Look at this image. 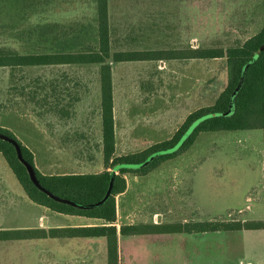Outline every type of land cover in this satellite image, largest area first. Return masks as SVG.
<instances>
[{
	"label": "rangeland",
	"instance_id": "374dc122",
	"mask_svg": "<svg viewBox=\"0 0 264 264\" xmlns=\"http://www.w3.org/2000/svg\"><path fill=\"white\" fill-rule=\"evenodd\" d=\"M111 11V53H153L151 59L145 60L117 62L113 56L108 59L112 66L120 156L172 139L190 114L214 105L227 88L226 56L208 59L183 56L197 48L226 50L243 43L264 26V0H111ZM96 20V0H0V48L22 54L97 48ZM58 25L68 27L67 38H39V29ZM57 30L52 32L56 35ZM21 69L0 67V105L8 90L11 97L8 103L14 106L19 87V108L32 117V82L66 72L71 74L70 78L56 79L71 81L73 86L85 81L89 87L96 86L100 64ZM17 117L26 123L23 114L9 117V123H18ZM0 120L6 122L7 118L1 119L0 113ZM21 134L23 140L27 139L24 131ZM184 152L161 162L147 175L124 174L126 208L132 216L164 224L183 223L190 217L201 221L264 220L262 129L202 131ZM0 164L7 165L1 152ZM9 175L19 183L10 167ZM4 210L0 205V216ZM13 211L10 217L18 215ZM33 213L28 207L21 211L29 220ZM178 234L170 233L167 238L150 243L151 254L143 261L149 264L264 261V254L257 253L264 251V232L258 229L200 232L194 240L180 239ZM3 245L0 264H38L34 249L15 247L7 252Z\"/></svg>",
	"mask_w": 264,
	"mask_h": 264
},
{
	"label": "trees",
	"instance_id": "16d2710c",
	"mask_svg": "<svg viewBox=\"0 0 264 264\" xmlns=\"http://www.w3.org/2000/svg\"><path fill=\"white\" fill-rule=\"evenodd\" d=\"M98 4V47L88 48L78 52H57L45 54H22L16 50L0 48V67L19 66L32 67L55 64H100V80L102 91V118L104 130V161L106 170L98 174H64L45 175L41 173L34 162L33 152L24 145L9 129L0 127V132L16 140L23 156L35 168L40 183L56 196L72 201L90 204L100 201L106 194L112 171L118 167L115 175L114 188L111 197L102 205L95 208H79L72 204L60 202L40 190L31 180L26 166L20 161L16 147L9 141L0 138V152L4 155L8 165L17 176L30 199L38 204L51 209L70 214L98 217L107 222L116 220V195L125 191L126 179L124 174L128 172L136 175H146L155 169L161 162L175 157L187 150L202 131L218 130H249L262 129L264 131V50L260 51L264 44V26L254 36L241 44L223 48H197L186 54L185 58H218L227 57L229 82L227 88L219 96L216 103L210 107L196 111L188 117L187 122L172 139L158 142L142 151L126 155L116 156V133L114 115V92L112 66L108 59L119 61H133L151 59L153 53L137 51H116L111 53V36L108 15V0H97ZM259 54L257 60L252 63L246 73L243 87L236 96L235 107L232 113L230 109L233 92L237 88L244 65ZM208 116L203 120L181 145V147L168 153H161L149 164L139 168H129L126 165H135L145 162L151 155L173 148L197 119ZM264 229V220L249 221H199L193 223H150L122 225L121 234L133 235L142 233H178V232H216L231 230H256ZM28 236L17 234V230H0V240L16 239L30 236H47L57 231L50 230H23ZM61 233L71 236H106L108 239V262L119 264L118 255V230L115 225H103L93 227L68 228Z\"/></svg>",
	"mask_w": 264,
	"mask_h": 264
},
{
	"label": "crops",
	"instance_id": "0c3cea01",
	"mask_svg": "<svg viewBox=\"0 0 264 264\" xmlns=\"http://www.w3.org/2000/svg\"><path fill=\"white\" fill-rule=\"evenodd\" d=\"M97 5V28L98 4ZM111 0H108L109 27L111 36ZM58 29V30H57ZM68 27L58 25L48 30L39 29V38L58 40L67 38ZM57 30L55 35L52 31ZM70 36V35H69ZM82 39L81 35H77ZM112 39V37H111ZM65 44V43H64ZM112 45V40H111ZM58 65V64H55ZM64 65V64H62ZM44 66V65H41ZM15 71L25 67L7 66ZM35 67V66H32ZM71 74L54 73L50 79H38L31 93L34 116L27 117L19 108L21 95L17 88V97L13 99L14 106L9 105L10 96L6 90L5 101L1 102L0 127L11 130L16 137L26 145L34 155L37 169L45 175L64 174H98L106 170L104 161V130L102 118V91L100 72L96 86L89 87L87 81L73 86L71 81H58L56 78H70ZM38 82V83H37ZM29 87V86H28ZM23 87V92L25 91ZM91 89V90H90ZM23 114L26 123L20 121L15 125L9 123V117ZM115 115V109H114ZM15 126V127H14ZM21 126H26L22 129ZM24 131L26 138H21ZM116 156L119 151L118 123L115 116ZM193 145V144H192ZM187 152V151H186ZM183 152L182 154H185ZM179 156V155H178ZM7 163V161H6ZM9 165L0 164V205L6 210L0 216V230H17V234L28 236L23 230H55V234L47 236H30L16 239L0 240V245L8 252L11 248H30L38 253V264H109L108 239L106 236H71L61 233L68 228L115 225L118 230L119 264H149L145 260L151 254L149 244L163 240L170 233H142L133 235L121 234L122 225L150 224L145 218L133 215L126 208L125 191L116 195V220L107 222L98 217L58 212L48 206L38 204L30 199L24 187L19 182L11 180ZM12 170V169H11ZM113 171L112 168H109ZM147 175V174H146ZM125 209L122 210L121 207ZM24 207L31 208L34 213L31 219L21 215ZM13 209L18 215L10 217ZM8 210V212H6ZM2 217V218H1ZM264 219L263 217H261ZM199 218H186L183 223H195ZM264 232V229H258ZM252 231V230H249ZM180 239H195L200 232H178ZM23 246V247H22ZM257 253L264 254V251ZM257 259V258H256ZM264 264V261H256Z\"/></svg>",
	"mask_w": 264,
	"mask_h": 264
},
{
	"label": "water",
	"instance_id": "95a60500",
	"mask_svg": "<svg viewBox=\"0 0 264 264\" xmlns=\"http://www.w3.org/2000/svg\"><path fill=\"white\" fill-rule=\"evenodd\" d=\"M259 50L260 51H263L264 50V44L261 45V47H260ZM258 56H259V54H255L253 56V58L250 59L244 65L243 70H242V73H241V78H240L239 84H238L237 88L235 89V91L233 92V95H232V98H231V103H230V109H229L228 113H232L233 112L234 107H235L236 96L239 93L240 89L243 87V84H244V81H245V78H246L247 70H248L249 66L257 60ZM207 117L208 116H204V117H201V118L197 119L196 121H194L192 123V125H190V127L188 128V130L185 132V134L181 137V139L179 140V142L173 148H171L169 150H166V151H163V152H160V153H155V154L151 155L143 163L135 164V165H126V166L129 167V168H139V167H143V166H146L147 164H149V162H151L156 156H158L161 153L174 152V151L178 150L181 147V145L187 140V138L193 133V131L195 130V128L203 120H205ZM0 138L11 142L16 147L18 158L26 166V168H27V170L29 172L30 178L33 181V183L40 190H42L43 192L47 193L50 197L54 198L55 200H58L60 202H65V203H68V204H72V205L77 206L79 208H95V207H98V206L104 204L111 197L112 192H113V188H114L115 175L117 174L118 167L115 168L112 171V177H111L110 185H109V188H108L105 196L100 201H98V202L90 203V204H82V203H78V202L72 201L70 199H65V198H61L59 196H56L50 190H48L46 187H44L40 183V181H39V179H38V177L36 175V171H35L34 166L28 160H26V158L23 156L22 149H21L19 143L16 140H14L13 138H11V137H9V136L1 133V132H0Z\"/></svg>",
	"mask_w": 264,
	"mask_h": 264
}]
</instances>
